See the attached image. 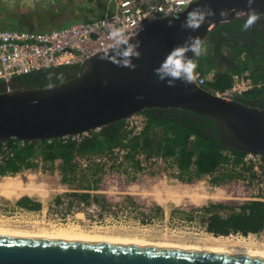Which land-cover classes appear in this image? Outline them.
Returning <instances> with one entry per match:
<instances>
[{"label": "water", "instance_id": "95a60500", "mask_svg": "<svg viewBox=\"0 0 264 264\" xmlns=\"http://www.w3.org/2000/svg\"><path fill=\"white\" fill-rule=\"evenodd\" d=\"M210 8L215 15L197 30L182 28L187 12ZM264 13V0L252 5ZM229 11L226 21L220 13ZM247 0H197L179 14L143 25L129 42H139L133 70L119 67L111 51L89 58L71 79L44 87L0 90V143L65 139L125 122L152 109L195 113L218 125V144L227 151L264 158V107L224 100L194 81L174 87L158 81L154 69L189 37L205 40L215 29L245 17ZM171 22V24H170ZM255 25L264 31V19ZM191 57L192 53L188 52ZM4 86V85H2ZM0 264H264V258L127 244L68 241L0 234Z\"/></svg>", "mask_w": 264, "mask_h": 264}, {"label": "trees", "instance_id": "16d2710c", "mask_svg": "<svg viewBox=\"0 0 264 264\" xmlns=\"http://www.w3.org/2000/svg\"><path fill=\"white\" fill-rule=\"evenodd\" d=\"M45 10L48 11L47 14L40 13V9L20 14H7V12L0 11V28L43 32L46 30V22L52 21L51 16L57 14L50 8H45ZM103 15H99L97 18ZM243 22L244 19H239L223 25L215 29L204 40L207 50L209 48L210 50L197 59L198 68L196 71L201 74L214 73L213 81L203 87L208 91H223L231 86L233 75L248 74L255 84L260 83L262 86L247 92L238 99L244 104L264 107V43L260 42L263 45L261 48L253 47L252 55L245 54V49L237 47L226 33L232 31L234 35H246L241 31ZM53 71H40L18 77L16 80L18 84L26 83L29 87H44L51 85L44 76H49ZM57 71L63 72L64 69ZM13 83L11 82V85ZM5 88L7 86L0 89L5 90ZM173 112H177L178 115L175 116ZM140 115L146 119L147 124L143 132L134 137H128L124 122H118L93 133L89 139H85L80 144H76L71 139L23 143V146H19L17 141H9L7 146L11 148L12 156L0 166V177L32 169L38 161L50 164L60 162L62 182L65 184L75 180L77 169L74 162L75 157L109 155L118 148L129 150L124 159L130 161L138 170L140 168L139 162L136 160L138 155H143L147 159L158 157L169 162L170 167L177 171L175 178L184 184L190 183L193 179L213 176L217 170L223 167L235 168L241 164L244 154L227 151L221 147L217 138L219 127L207 118L178 109H152L144 111ZM224 153L233 158H229ZM93 168L94 174L103 170L98 165ZM241 169L247 171L245 168ZM233 178L231 174L227 173L217 177L213 176L212 182L221 185ZM79 186L82 191L93 190L89 185L84 187L83 183ZM75 197L83 201L92 199L94 202H98V198L89 193L75 194ZM15 204L27 210L39 208L37 203L27 198H21ZM195 212L200 214L205 231L214 237L247 236L248 234H258L264 230V202L249 201L239 205L210 204Z\"/></svg>", "mask_w": 264, "mask_h": 264}, {"label": "rangeland", "instance_id": "374dc122", "mask_svg": "<svg viewBox=\"0 0 264 264\" xmlns=\"http://www.w3.org/2000/svg\"><path fill=\"white\" fill-rule=\"evenodd\" d=\"M47 5L53 7L52 11L57 13L56 16H51L52 21L46 22L45 26L49 27L47 30L64 28L78 22V20L83 22L94 20L104 12H110L114 6L113 2L109 0H0V11L7 12V14H20L40 9V13L47 14L48 11L45 10ZM74 19L78 20L70 21ZM33 23L36 25L35 22ZM150 159L148 160L143 156L142 163L144 166H140L138 170L124 158L118 165L114 155L111 160L106 158L101 164H91L86 169L77 167L75 180L65 184L62 182L60 162L50 164L38 161L32 169L4 177H17L25 184L32 181L37 185L44 186L47 191V199L45 198L47 204L44 211L51 209L64 195L75 197V194L86 193L80 190L79 185L81 183L84 187L89 185L93 189L89 191V194L97 197L98 202L107 206L131 204L141 211L148 212L145 216L147 221L143 222L140 227L133 225V223H123L122 219H118L116 223L108 222V224L103 223V225H96V227L84 228L82 225L75 227L87 232L98 230L120 237H134L150 240L153 243L165 242L185 246H197L206 235H210L205 231L200 220V214L195 212L197 209L219 203L239 205L252 201L254 198L256 192L254 179H251L247 171L237 169V167L226 166L217 170L213 175L214 177L227 173L234 177L231 181H226L221 185L212 182L213 176L193 179L190 183L184 184L175 178L177 174L170 167L169 162L162 159L158 160L160 159L158 157ZM152 159L156 160L152 161ZM96 165L103 170L94 174L93 167ZM2 178L0 177V181ZM176 188L180 190V195ZM160 197L166 198L167 206L163 207L157 203ZM31 199L39 205V208L34 211L43 210V204L39 202L41 201L39 198ZM14 201V199L0 198V214L10 212L5 218H0V222L9 223L17 229L31 230L32 225L30 223H23L18 214L14 215L20 208L14 204ZM63 228L67 229L66 227ZM228 237H233L231 239L234 242L235 240H248L256 243V246L264 245V230L256 236L231 235ZM254 243L252 244L254 245Z\"/></svg>", "mask_w": 264, "mask_h": 264}, {"label": "built area", "instance_id": "2783aa9c", "mask_svg": "<svg viewBox=\"0 0 264 264\" xmlns=\"http://www.w3.org/2000/svg\"><path fill=\"white\" fill-rule=\"evenodd\" d=\"M113 2V10L103 16L90 21H78L64 28L48 31H14L0 28V85H7L12 80L46 70L81 69L85 62L99 53L108 50L111 43L108 33L113 27L123 28L126 35L132 37L140 32L143 25L162 17H169L170 7L180 5V0H109ZM197 0H193V3ZM180 12V13H181ZM197 72V71H196ZM213 72L201 74L197 72L194 83L204 87L212 82ZM262 86L255 84L248 74L233 75L231 86L223 91L210 90L211 94L224 100L237 99L247 92ZM146 119L142 115H135L124 122L128 137L139 136L146 127ZM98 130L68 137L76 144L89 139ZM19 146L23 143L19 142ZM128 149L118 148L112 154L103 156H77L74 162L77 167L86 169L91 164H101L106 158L111 160L116 156L119 165L128 154ZM119 155V156H118ZM229 158L232 156L224 153ZM12 156V150L6 143H0V166ZM118 158V160H117ZM136 160L143 167V155L136 156ZM151 160V159H148ZM156 159H152L155 161ZM161 160V159H158ZM247 169L248 175L254 179L256 192L252 201L264 202V158L257 154H244L237 169ZM174 172L177 171L174 168ZM89 193V191H82ZM8 213H1L3 219ZM23 223H30L32 228L48 227H96V225L116 223L122 219L123 223H133L140 227L146 222L148 212L141 211L131 204L107 206L101 202L79 200L71 195H64L48 211H34L19 208L14 215ZM123 217H121V215ZM259 234V233H258ZM258 234H248L256 236Z\"/></svg>", "mask_w": 264, "mask_h": 264}, {"label": "clouds", "instance_id": "9594fccd", "mask_svg": "<svg viewBox=\"0 0 264 264\" xmlns=\"http://www.w3.org/2000/svg\"><path fill=\"white\" fill-rule=\"evenodd\" d=\"M256 0H247V11L236 13L237 17H245L241 25V31H248L257 25L258 21L264 19V13L258 12L252 5ZM193 4V0H180V5L186 10ZM170 15L173 19H178L181 7L173 4L170 9ZM215 13L208 8H193L187 12L182 28L197 30L204 24L208 18L214 16ZM229 11H222L220 17L222 21H226ZM171 24V22H170ZM108 39L111 41L107 48L111 51V57L101 56V59H111L119 67H126L133 70L136 66L132 60L138 59L140 56L139 42L132 44L129 42L130 36L126 35L123 28L113 27L108 33ZM192 53L189 57L186 54ZM207 52L206 42L198 37H189L182 46L172 49L169 54L161 61L159 67L155 68L154 74L158 81L166 82L169 87H174L176 81H180L185 85L191 84L197 75L198 62L197 59L205 55Z\"/></svg>", "mask_w": 264, "mask_h": 264}, {"label": "bare ground", "instance_id": "6f19581e", "mask_svg": "<svg viewBox=\"0 0 264 264\" xmlns=\"http://www.w3.org/2000/svg\"><path fill=\"white\" fill-rule=\"evenodd\" d=\"M176 189L178 191L176 192L179 193L180 195V190L178 188ZM176 197H179V196H176ZM165 199L163 197H160L158 198L157 203L165 207L167 206ZM62 228H63L62 226H57V227L52 226V227L40 228V229L39 228L37 229L34 227V228H31V230L30 229L24 230V229L14 228L9 223L5 224V222H0V234H3V235L41 237V238H50V239H59V240H68V241L92 242V243L103 242V243H108V244H127V245H136V246H145V247L151 246V247H157V248H176V249L195 250V251L218 253V254H227V255H236V256H252V257L264 258V245L256 246V243L248 241V240H235L234 242L231 239L233 237L231 238L230 237H213L212 235H206L202 239V241L199 242L200 243L199 245L185 246V245H179V244H168L165 242L163 243L154 242L153 243V242H150V240L147 241L146 239L144 240V239H139V238H134V237L133 238L124 237V236L120 237V236H115L109 233L108 234L102 233V232H99L98 230L87 232L78 227H69V228L66 227L67 229H64V228L62 229ZM252 243H254V245Z\"/></svg>", "mask_w": 264, "mask_h": 264}, {"label": "flooded vegetation", "instance_id": "af4514ba", "mask_svg": "<svg viewBox=\"0 0 264 264\" xmlns=\"http://www.w3.org/2000/svg\"><path fill=\"white\" fill-rule=\"evenodd\" d=\"M226 33L229 39L232 40L237 47H242L245 49V54L252 55V48L256 46H258V48H261L263 45H261L260 42L264 43V31H262L260 28L256 26H253L251 30L244 32L246 33V35H240V34L234 35L232 31L231 32L227 31ZM258 39H260L261 41H259ZM209 50L210 48L207 50V52ZM78 71H79V68L78 69L77 68L76 69H66L63 72L54 70L52 73H50L49 76L45 75L44 78L48 80L50 84H54L58 81L61 82V81L71 79L75 74H77ZM13 82H14L13 85H10L12 88L28 86L26 83L18 84L16 79ZM1 87L3 86L0 85V88ZM173 114L175 116L178 115L177 112H173Z\"/></svg>", "mask_w": 264, "mask_h": 264}, {"label": "crops", "instance_id": "0c3cea01", "mask_svg": "<svg viewBox=\"0 0 264 264\" xmlns=\"http://www.w3.org/2000/svg\"><path fill=\"white\" fill-rule=\"evenodd\" d=\"M49 7L52 10L53 7L51 8L50 5L46 6V8H49ZM112 10H113V8H112ZM112 10H110V12ZM105 13H107V12H104L103 14H105ZM76 20H78V19H74V20H70V21H76ZM45 29H46L45 31H48L47 29H49V27L45 26ZM46 193H47V191L45 190L44 186L37 185V184L33 183L32 181H29L25 184L17 177H15V178L3 177L0 181V198H3L5 200L14 199L15 203L18 200H20L21 198H27L31 201H32L31 198H39L41 200L39 202L41 204H43V206H42L43 209H46V204H47V201L45 200V198L47 199ZM42 198H44V199H42Z\"/></svg>", "mask_w": 264, "mask_h": 264}]
</instances>
